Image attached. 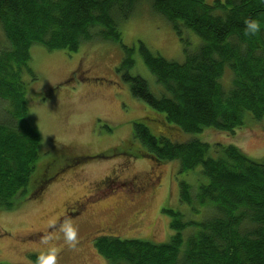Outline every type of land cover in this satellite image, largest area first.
Returning a JSON list of instances; mask_svg holds the SVG:
<instances>
[{
  "label": "trees",
  "instance_id": "trees-1",
  "mask_svg": "<svg viewBox=\"0 0 264 264\" xmlns=\"http://www.w3.org/2000/svg\"><path fill=\"white\" fill-rule=\"evenodd\" d=\"M140 2L162 15L186 45L189 40L182 37L186 29L202 40L195 51L185 48L182 62L167 60L138 43L142 61L160 87L159 95L144 78L129 74L135 49L121 44L119 25ZM248 18L261 23L262 30L254 37L243 34ZM0 26L6 41L0 49V104L10 117L0 121L1 210L18 207L16 199L28 201L42 195L60 173L49 172L56 163L53 159L32 174L41 137L30 123L23 80L24 73L34 77L29 66L31 47L38 44L50 51L76 52L82 42L113 41L124 50L119 71L132 95L158 116L135 120L131 138L97 155L143 158L158 164L176 161L180 172L198 167L199 181L195 190L179 182V199L188 206L189 215L164 209L173 231L167 242L104 234L92 239L97 253L109 264H264V157H250L234 144L198 138L204 130L234 133L253 118L264 119L261 0H214L211 4L205 0H0ZM225 69L232 74L229 88L221 81ZM157 122L163 125L162 131L154 133L151 125ZM177 133L188 137L177 140ZM127 140L138 148L131 150ZM76 157L73 160L80 161ZM67 166L63 163L60 170ZM35 181L36 187H29ZM131 181L136 188L149 186ZM127 189L129 202L143 194L134 193L130 185ZM194 215L204 219L195 220ZM186 228L191 232L184 238ZM37 256L31 257L36 261Z\"/></svg>",
  "mask_w": 264,
  "mask_h": 264
},
{
  "label": "rangeland",
  "instance_id": "rangeland-1",
  "mask_svg": "<svg viewBox=\"0 0 264 264\" xmlns=\"http://www.w3.org/2000/svg\"><path fill=\"white\" fill-rule=\"evenodd\" d=\"M213 1L205 0L208 4ZM139 5L119 25L121 44L135 49V64L129 74L144 78L150 90L159 95L160 87L143 63L138 43L142 42L152 53L167 60L182 62L185 48L195 51L202 40L186 29L182 35L189 40L186 45L162 15L150 5L142 3L141 6V2ZM5 44L0 26V49ZM121 44L82 42L76 52L50 51L38 44L31 47L29 66L34 77L24 73L23 80L28 88L30 123L41 137L32 174H37L40 166L43 170L44 163L53 159L56 163L54 169L53 164L50 166L49 172L60 173L51 179L42 195L30 197L28 201L19 198L16 199L20 201L18 207L0 209V263L36 264L31 256L47 250L41 244L42 239L58 233L61 224L70 220L78 229V240L75 247L65 244L62 236L52 242L58 249L57 264H109L93 247L94 237L106 234L167 242L173 231L169 227L171 217L164 209L189 215L188 206L179 199V182L185 181L195 190L198 167L180 172L176 161L175 167L171 162L158 164L143 158L137 161L121 155L112 158L97 155L131 138L135 120L157 114L132 95L129 83L123 79L119 71L124 55ZM221 81L229 88L231 72L225 69ZM2 104L0 121L10 118L2 112ZM162 126L158 122L151 125L154 133L161 132ZM175 136L177 140L188 137L180 133ZM198 138L212 144H234L250 157H264V119L253 118L234 133L204 130ZM128 141H131V150L138 148L136 142ZM75 156L80 161L75 162ZM63 163L69 166L60 170ZM132 179L142 184L148 182L149 186L129 202L126 189ZM36 184L35 181L29 187L35 188ZM65 211L69 214L64 217ZM185 215L183 218L188 220ZM192 217L204 219L201 215ZM190 232V228L183 230V237Z\"/></svg>",
  "mask_w": 264,
  "mask_h": 264
},
{
  "label": "clouds",
  "instance_id": "clouds-1",
  "mask_svg": "<svg viewBox=\"0 0 264 264\" xmlns=\"http://www.w3.org/2000/svg\"><path fill=\"white\" fill-rule=\"evenodd\" d=\"M264 3V0H261ZM262 30L261 23L255 18H248L244 21L243 34L245 37H254ZM61 236L69 247H75L78 240V229L70 222L65 220L56 234L45 236L41 244L47 246V250L41 252L36 258V264H57L58 249L53 245L54 240L61 239Z\"/></svg>",
  "mask_w": 264,
  "mask_h": 264
},
{
  "label": "flooded vegetation",
  "instance_id": "flooded-vegetation-1",
  "mask_svg": "<svg viewBox=\"0 0 264 264\" xmlns=\"http://www.w3.org/2000/svg\"><path fill=\"white\" fill-rule=\"evenodd\" d=\"M129 185H130V187H131V190H134V191H138V192H140V191H142V188H136V187H134V185L132 184V181H130L129 182ZM103 198V197H102ZM65 213H67L66 211L63 213V215L65 214ZM62 215V216H63ZM61 216V217H62ZM59 221V220H58Z\"/></svg>",
  "mask_w": 264,
  "mask_h": 264
}]
</instances>
